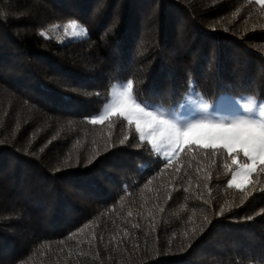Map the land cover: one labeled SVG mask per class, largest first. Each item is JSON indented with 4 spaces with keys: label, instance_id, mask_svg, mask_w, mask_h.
<instances>
[{
    "label": "trees",
    "instance_id": "trees-1",
    "mask_svg": "<svg viewBox=\"0 0 264 264\" xmlns=\"http://www.w3.org/2000/svg\"><path fill=\"white\" fill-rule=\"evenodd\" d=\"M207 114L264 107V4L0 0V264H264V164L157 156L133 123L90 117L113 84Z\"/></svg>",
    "mask_w": 264,
    "mask_h": 264
},
{
    "label": "rangeland",
    "instance_id": "rangeland-1",
    "mask_svg": "<svg viewBox=\"0 0 264 264\" xmlns=\"http://www.w3.org/2000/svg\"><path fill=\"white\" fill-rule=\"evenodd\" d=\"M257 3L258 0H253ZM262 4V3H259ZM145 113L150 115L145 116ZM111 115H119L127 121L133 123L135 129L137 123L140 124V132H138L140 139L149 143L154 153L165 161L174 160L180 151L189 144L198 145L205 148H214L211 146L209 137L215 133L218 128H230L240 120L255 122L257 126L264 125V107L256 104H239V105H224L222 110L217 114H207V110L199 101L187 98L186 102L177 110L166 109L153 103L139 102L135 100L131 94L129 82H120L112 85L109 93V98L104 106L94 115L90 120H95L96 123H101ZM164 118L168 121L165 127L185 128L197 121L204 122L209 125L205 128L193 129L186 138H181L179 146L165 139L166 133L162 131H152L151 120H159ZM216 126V127H212ZM217 147L224 148L221 144ZM225 149V148H224ZM227 150V149H225ZM240 151L237 146L233 152ZM243 162H237V168L234 170L230 180L229 186L237 189L244 188L251 177V174L256 170L260 162L258 158L252 167V170L245 173L244 165L252 164L253 162L245 157ZM247 177L246 179L244 177ZM235 177V180L233 179Z\"/></svg>",
    "mask_w": 264,
    "mask_h": 264
},
{
    "label": "snow or ice",
    "instance_id": "snow-or-ice-1",
    "mask_svg": "<svg viewBox=\"0 0 264 264\" xmlns=\"http://www.w3.org/2000/svg\"><path fill=\"white\" fill-rule=\"evenodd\" d=\"M258 2L264 4V0H258ZM129 87H131V84H129ZM148 115L150 114L145 113V116ZM92 122L96 123L95 120ZM149 123L152 125V131H162L163 133H166L164 138L176 143L178 146L181 138H186L193 129L209 127L208 124L201 121L190 124L183 129L178 127H165L169 122L164 118H160L158 121L151 120ZM136 130L137 132H140L141 130L139 123L136 125ZM209 139L212 147L215 148L217 144H221L227 149L229 155H231L233 150L239 146L243 155L253 162L252 164L244 165L245 173L252 170V167L258 158L261 163H264V125L257 126L255 122L240 120L237 121L233 127L218 128ZM232 163H237L235 158L232 159ZM244 178L246 179L247 177L245 176ZM233 179L235 180V177H233Z\"/></svg>",
    "mask_w": 264,
    "mask_h": 264
}]
</instances>
